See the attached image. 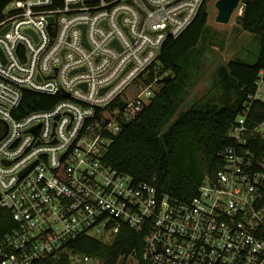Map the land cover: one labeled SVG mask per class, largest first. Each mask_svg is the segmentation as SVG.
Returning <instances> with one entry per match:
<instances>
[{"label": "built area", "instance_id": "1", "mask_svg": "<svg viewBox=\"0 0 264 264\" xmlns=\"http://www.w3.org/2000/svg\"><path fill=\"white\" fill-rule=\"evenodd\" d=\"M206 0H11L0 9V264H102L75 245L143 234L146 264H264V71L197 195L178 201L105 161L150 106L151 68ZM51 106L24 113L26 93ZM9 214V215H8ZM6 216V213H5ZM117 264H140L135 253Z\"/></svg>", "mask_w": 264, "mask_h": 264}, {"label": "trees", "instance_id": "2", "mask_svg": "<svg viewBox=\"0 0 264 264\" xmlns=\"http://www.w3.org/2000/svg\"><path fill=\"white\" fill-rule=\"evenodd\" d=\"M11 0H0V9ZM239 25L244 32L259 40L260 53L255 63L242 59L231 60L220 68L224 87L232 97L222 105L204 103L193 106L166 129L191 87V76L184 64L199 44L208 24L207 0L193 23L178 37L165 42L158 62L151 68L147 83L155 77L158 91L149 107L134 121L124 125L105 155V161L119 171L132 175L137 182H148L162 194L178 201H190L207 175H214L221 166L220 154L234 145L229 137L241 108L249 95L257 90L261 71H264V0H242ZM170 79L167 80V77ZM48 96L26 93L24 113L44 109L52 103L40 100ZM264 119V102L253 104L251 120ZM0 221V235L7 232L11 221L7 212ZM6 213V216H5ZM9 215V214H8ZM143 234L123 227L111 243L84 237L75 248L100 258L102 264H117L135 253L140 264ZM36 264H72L67 259H45Z\"/></svg>", "mask_w": 264, "mask_h": 264}, {"label": "rangeland", "instance_id": "3", "mask_svg": "<svg viewBox=\"0 0 264 264\" xmlns=\"http://www.w3.org/2000/svg\"><path fill=\"white\" fill-rule=\"evenodd\" d=\"M218 1L207 0V28L183 65L184 71L189 72L191 76V87L166 129L193 106L204 103L224 104L232 97V93L224 87L220 68L237 59L253 64L259 56V40L255 39L253 34L244 32L239 25L243 6L240 5L236 9L229 23L221 24L216 21Z\"/></svg>", "mask_w": 264, "mask_h": 264}, {"label": "water", "instance_id": "4", "mask_svg": "<svg viewBox=\"0 0 264 264\" xmlns=\"http://www.w3.org/2000/svg\"><path fill=\"white\" fill-rule=\"evenodd\" d=\"M242 0H219L216 3L218 9V15L216 21L221 24H227L230 22L233 13L240 7ZM170 76L167 77V80Z\"/></svg>", "mask_w": 264, "mask_h": 264}]
</instances>
